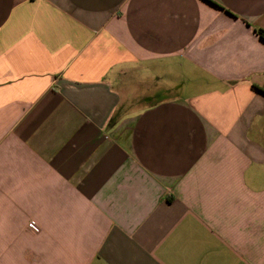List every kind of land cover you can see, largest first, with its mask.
<instances>
[{
    "label": "crops",
    "instance_id": "obj_1",
    "mask_svg": "<svg viewBox=\"0 0 264 264\" xmlns=\"http://www.w3.org/2000/svg\"><path fill=\"white\" fill-rule=\"evenodd\" d=\"M258 28L264 0H0V264H264Z\"/></svg>",
    "mask_w": 264,
    "mask_h": 264
},
{
    "label": "trees",
    "instance_id": "obj_2",
    "mask_svg": "<svg viewBox=\"0 0 264 264\" xmlns=\"http://www.w3.org/2000/svg\"><path fill=\"white\" fill-rule=\"evenodd\" d=\"M256 32L264 40V29L258 28L256 29Z\"/></svg>",
    "mask_w": 264,
    "mask_h": 264
},
{
    "label": "built area",
    "instance_id": "obj_3",
    "mask_svg": "<svg viewBox=\"0 0 264 264\" xmlns=\"http://www.w3.org/2000/svg\"><path fill=\"white\" fill-rule=\"evenodd\" d=\"M29 227H30L32 230H34V231H38V230H39V228H38L35 224H33V223H30V224H29Z\"/></svg>",
    "mask_w": 264,
    "mask_h": 264
}]
</instances>
